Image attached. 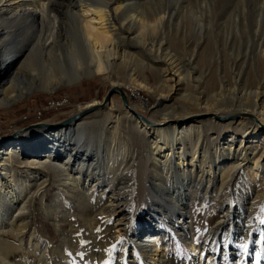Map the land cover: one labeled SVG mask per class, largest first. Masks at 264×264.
<instances>
[{
	"label": "bare ground",
	"instance_id": "bare-ground-1",
	"mask_svg": "<svg viewBox=\"0 0 264 264\" xmlns=\"http://www.w3.org/2000/svg\"><path fill=\"white\" fill-rule=\"evenodd\" d=\"M127 3V0H0V109L16 104L35 91L55 93L63 86H72L98 75L108 77L112 81L113 88L122 90L125 85L114 81L112 73L125 69L121 67L123 63L119 62L120 59L123 62V58L131 51V47L125 45L129 36H126L124 29L128 28V32L134 31L133 29H146L151 22L159 24L158 22H162L163 19L155 17L161 13L158 12L150 19L151 22L146 24L149 18L137 11H134V14L129 10L131 8ZM95 20L99 22L98 25L94 23ZM123 21L127 23L126 27L121 24ZM114 27L118 29L115 30ZM135 33L132 32V35ZM33 40H35L33 47L37 48L40 54L39 60L43 69L37 85L39 70H31L30 65L27 64ZM77 42H79L78 48ZM149 46L155 47L145 40L141 43L144 49ZM63 47L69 48L68 56L72 58L69 70L65 69V72L59 65ZM159 49L160 47L158 54ZM155 60L161 61V57H156ZM7 63H9L7 73L3 76ZM25 69L28 71L26 72ZM125 70L127 71L123 73L131 78L133 76L131 70ZM169 70L173 73L159 78V81L164 82L166 86L161 84L156 86L157 107L165 105L166 101L179 90L178 87L188 80L187 74H184L180 68L174 66ZM139 75L142 81H138V86L149 88L144 73L141 71ZM23 78L32 86L29 89L16 90V82ZM132 95L137 100L134 107L128 106V103L126 105L128 107L125 108L124 100L117 97H112L104 106L99 102H93L80 109L74 116L82 114L81 117L68 126L53 129L51 126L54 124L43 123L41 128L18 132L9 140L0 143V264H22L16 261L17 255L24 257L34 255L38 257V263L43 262L39 264H50L43 261L42 253L36 254L38 245L34 242L36 241L34 233L28 235L29 224L25 223L24 217L25 214L31 213V206L43 196L44 191L41 188L47 182L44 180L47 177L55 178L68 196L77 200L76 206H89L90 214L85 219L89 236L93 241L101 239L96 233V213L91 206L93 194L88 187L97 186L102 192L101 195H108V205L111 207L125 201L119 196L130 190L131 183L128 178L134 161L124 152L125 149L121 150V153L124 152L121 163H118V157L111 159L109 153L106 154L105 148L109 146L106 144L96 150L99 153L91 156L93 150L85 142L88 137L85 127L88 123L96 124L105 120L110 121L111 130L115 132L113 136L116 135L112 136V139H115L116 143L117 139H120L117 131H122L126 126L127 129L133 127L138 134H143L150 144L154 161L152 181L159 187L161 196L157 200L169 208L161 223L174 228L181 240L189 246L190 264H213L216 259L219 260V264H245L244 260L252 257V250L241 252L232 244L239 241L241 233L246 235L248 241L250 239L248 231L239 232L237 228V224L244 223L241 216L238 215L235 227L228 225L231 214L226 208V212L221 213V217L211 230L210 237L198 244L190 219V208L195 202L197 191L207 192V189L219 183L222 187L232 175L242 173L246 169L249 174L264 173L262 148L264 144L262 143L261 147L257 146V151L262 149L261 154L257 151L252 153L256 144L260 142L257 133L264 126V85L258 87V91L253 94L236 98L229 109L219 101L213 103L207 100L196 105L181 107L177 115L165 116L160 121L149 119L148 121L153 124V130L148 128L138 113V108H142L143 105L139 104L141 100L138 94ZM251 97L254 100L253 104H248ZM186 98L188 99L187 95ZM194 117L208 119L209 124L217 123L218 119L223 122L229 121L228 124L223 123L221 126L239 129L245 135L240 139L236 135L226 134L223 145L211 142L212 148L199 149L202 133L197 128L190 125L185 130V126L179 132L176 127L181 120ZM247 117H256L257 122H247ZM29 140L36 143L31 150H28V144L32 142ZM7 142L10 143L6 144ZM18 142H22L20 147L17 145ZM45 144L48 146L41 147ZM111 145L113 146L112 143ZM108 156L110 165H117L120 168L118 173L111 176L104 172L107 164L105 160ZM127 158L129 164L126 165ZM21 171L27 176L14 180ZM108 180H110L108 186H101ZM157 207L154 205L153 209L157 211ZM46 208V217L57 229L59 222L55 216L59 214V210L49 205H46ZM99 210L100 215L108 216L109 211L106 207ZM117 214L116 232H125L126 238H129V232H126V222L129 220L127 214L124 212ZM68 215L66 214L65 217ZM134 226V234L129 241L127 240L124 250L131 253L129 263H138L137 256L149 261L150 264H170L178 260L175 250L174 256L168 258L167 255L169 243L166 241L171 237L169 231L159 226V230L146 227L141 232L137 223ZM224 226L228 232L229 242L222 243V251L214 254L217 242H221V239L218 240V234ZM241 229L243 227H240ZM107 237H110V233ZM159 240L164 242V249H160ZM32 242L33 250L30 249ZM230 246L234 253L229 250ZM257 246L255 250H259Z\"/></svg>",
	"mask_w": 264,
	"mask_h": 264
},
{
	"label": "rangeland",
	"instance_id": "rangeland-1",
	"mask_svg": "<svg viewBox=\"0 0 264 264\" xmlns=\"http://www.w3.org/2000/svg\"><path fill=\"white\" fill-rule=\"evenodd\" d=\"M127 2L131 8L129 10L137 11L149 18L146 24H149L150 19L154 18L158 12L161 13L155 17L163 18H161L162 22H158L159 24L151 22V27L148 25L149 27L147 26L146 29H133V33L138 31L133 35L131 30L128 32V28L124 29L126 36H129L125 45L131 47V51L126 54L127 57L123 58V62L120 59L119 63H123L122 68L131 70L133 76L126 77L123 73L127 71L125 69L112 73L114 81L125 85L122 90L126 94L128 106H136L137 100L132 94H138L142 102L139 104H143L142 108H138V113L148 128L154 129L153 124L148 121L149 119L160 121L165 116L177 115L181 107L196 105L207 102V100L213 103L219 101L229 109L230 104L236 98L253 94L258 91V87L264 85V0H127ZM123 22L121 24L126 27L127 23ZM94 23L99 24L97 20ZM114 29L118 28L114 27ZM144 40L155 47L142 48L141 43ZM34 44L35 40H33L27 64L30 65L31 70H39L37 85L40 82L43 69L39 60L40 54L37 48L33 47ZM76 46L79 47V42L76 43ZM68 50L67 47L62 48V58L59 63L64 72L65 69L69 70L72 59L70 55L68 56ZM156 57H161V61L155 60ZM8 64L4 67L3 76L7 73ZM174 66L187 74V84L182 83L178 87L179 90L171 96L170 100L166 101L165 105L157 107V85L166 86L164 82L159 81V78L172 74L173 71L169 69ZM25 71L28 70L25 69ZM141 71L148 83L149 88L147 89L138 86V81H142L139 75ZM27 82L24 78L18 79L16 90L29 89L32 84ZM112 87V81L108 77L98 75L91 79H84L72 86H63L55 93L35 91L28 94L16 104L0 109V143L31 125L57 124L74 116L80 109L93 102L103 104ZM115 93L113 98L117 97L123 100L119 92ZM248 101V104H253V97ZM123 105L125 108L128 107L124 102ZM247 119V122H257L256 117H247ZM99 121L101 120L99 119ZM221 121L217 120L219 125L215 122L209 124L208 119L194 117L181 120L176 127L179 132L185 126V130L190 125L197 128L202 133L199 149L212 148L211 142L223 145V138L226 134L236 135L240 139L245 135L239 129L221 126L223 123L224 125L229 123V121H222V123ZM125 127L122 131H117L120 137L117 139V143L115 139H112L115 132L111 130L110 121L88 123L85 127L88 135L85 142L93 150L91 156L99 153L96 150L106 144L109 145L105 148L106 154L109 153L111 159L118 157V163L123 161L121 159H123L124 152L134 159L128 178L131 183L130 190L119 196L121 200L125 201L111 207L108 205V195H101L102 192L97 186L88 187L93 194L91 206L96 213V233L101 239L93 241L89 236V228L85 223L86 217L90 214L89 206H76L77 200L70 198L55 178L44 179L47 182L41 188L44 191L43 196L34 206H31V213L24 215L25 223L29 224L28 235L34 233L36 239L34 242L38 245L36 254L41 255L42 253L43 261L50 264H131L128 262L131 253L124 250L127 240L129 241L134 234L135 223L139 225L141 232L146 227L154 230H159L161 227L169 231L171 237L166 241L169 243L168 258L174 256V250L176 251V249L173 250L174 247L179 250L181 258H188L189 253L191 256L189 246L182 243L179 233L174 228L161 223L169 208L157 200L161 196L159 187L152 181L154 161L150 152V144L144 135L138 134L133 127L130 129ZM260 130L257 133V139L260 142L256 144L252 153L257 151V146L261 147V144H264V126ZM42 135L44 136V133ZM21 143L18 142L17 145L20 147ZM35 145L36 143L32 141L28 144V150L33 149ZM46 146L48 144L41 145V147ZM262 148L264 149V146ZM123 149L125 151L121 153ZM225 150L227 152V147ZM42 152L40 154L43 157ZM257 153L261 154L262 149ZM110 158L108 156L105 160L107 164L104 172L109 174L108 176L120 171L119 166L110 165ZM128 159H126V165L129 164ZM258 174H249L246 169L242 173L232 175L222 187L219 183L217 186L207 189V192H196L195 202L191 204L190 208V219L198 244L210 237L211 230L221 217V213L226 212L227 208L231 214V218L227 222L228 225L235 227V221L239 215L241 219H244L242 225L237 224L239 232L248 231L247 233L250 234L249 241L245 238L246 235L241 233L239 241L232 244L241 252L252 250V257L245 259V264H262L264 261V173ZM26 176L27 174L21 171L18 172L19 178L15 176L14 180H20ZM109 181L101 186H108ZM110 187L113 188L112 185ZM46 205L59 210V214L55 216L59 222L57 229L45 215ZM154 205L158 206L157 211L153 209ZM98 207H106L109 211L107 212L108 216L100 215ZM116 212L127 214L129 220L126 222V232H129V238H126L125 232H116V216L118 215ZM66 214H69L68 217H65ZM240 227L243 229L240 230ZM109 233L110 237L108 238ZM220 239L221 242H217L214 254H219L222 251V245L229 242L225 226L218 234V240ZM158 244L160 249H164L162 240H159ZM33 245L32 242L31 250L34 248ZM256 246L259 247V250L254 249ZM231 248L230 246L229 250L234 253ZM176 256L178 257V255ZM15 259L22 264L43 263L41 261L38 263L39 259L34 255L29 257L17 255ZM137 260L136 264H150L140 256H137ZM216 260L219 263V260ZM181 262L175 260L170 264L189 263V259H183Z\"/></svg>",
	"mask_w": 264,
	"mask_h": 264
},
{
	"label": "water",
	"instance_id": "water-1",
	"mask_svg": "<svg viewBox=\"0 0 264 264\" xmlns=\"http://www.w3.org/2000/svg\"><path fill=\"white\" fill-rule=\"evenodd\" d=\"M115 92H120V93L122 94V97H123V100H124V104H126V105L128 104L125 92H124L123 90L119 89V88H113V87H112V88L110 89V91L108 92V94L106 95V97H105V99H104V101H103L102 106H104L106 103H108V102L111 100V98H112V96H113V94H114ZM102 106H101V107H102ZM81 115H82V114H80V115H76V116H72V117H70V118H68V119H66V120H64V121H62V122H60V123L54 124L53 126H51V128H57V127H62V126H68V125H70L74 120L80 118ZM41 127H43V125H42L41 123H38V124H35V125H31V126L27 127L26 129H22L21 131H24V130H27V129H31V128H41ZM11 137H12V135H11L8 139H4V140H2V141L9 140Z\"/></svg>",
	"mask_w": 264,
	"mask_h": 264
},
{
	"label": "built area",
	"instance_id": "built-area-1",
	"mask_svg": "<svg viewBox=\"0 0 264 264\" xmlns=\"http://www.w3.org/2000/svg\"><path fill=\"white\" fill-rule=\"evenodd\" d=\"M180 242H181V241H180ZM182 243H184V242H182ZM184 244H185V243H184ZM173 247H174V246H173ZM219 247H220V246H219ZM187 248H188V247H187ZM174 249H176V251H177L178 260H179L180 262H181V260H183V259H189V261L191 260L190 253H189V255H188V258H181V257L179 256V253H178L179 250H178L176 247H174L173 250H174ZM188 250H189V249H188ZM189 252H190V251H189ZM181 263H183V262H181ZM184 264H189V263L187 262V263H184ZM213 264H219V263H218L217 260H214V261H213Z\"/></svg>",
	"mask_w": 264,
	"mask_h": 264
}]
</instances>
